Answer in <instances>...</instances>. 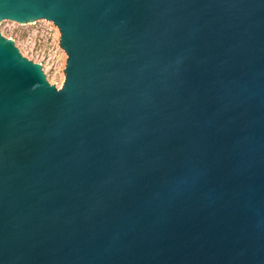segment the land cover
Returning <instances> with one entry per match:
<instances>
[{"label": "water", "instance_id": "obj_1", "mask_svg": "<svg viewBox=\"0 0 264 264\" xmlns=\"http://www.w3.org/2000/svg\"><path fill=\"white\" fill-rule=\"evenodd\" d=\"M0 264H264V0H0Z\"/></svg>", "mask_w": 264, "mask_h": 264}, {"label": "rangeland", "instance_id": "obj_2", "mask_svg": "<svg viewBox=\"0 0 264 264\" xmlns=\"http://www.w3.org/2000/svg\"><path fill=\"white\" fill-rule=\"evenodd\" d=\"M1 29L5 36L15 40L24 56L42 64L51 84L62 87L68 56L60 45L61 32L53 21L41 19L21 24L4 20Z\"/></svg>", "mask_w": 264, "mask_h": 264}]
</instances>
